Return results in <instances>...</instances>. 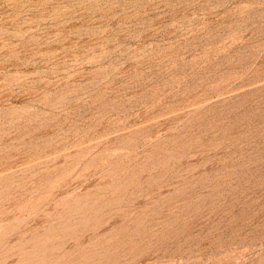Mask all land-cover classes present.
Wrapping results in <instances>:
<instances>
[{"label":"rangeland","instance_id":"1","mask_svg":"<svg viewBox=\"0 0 264 264\" xmlns=\"http://www.w3.org/2000/svg\"><path fill=\"white\" fill-rule=\"evenodd\" d=\"M0 264H264V0H0Z\"/></svg>","mask_w":264,"mask_h":264}]
</instances>
